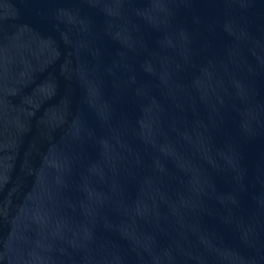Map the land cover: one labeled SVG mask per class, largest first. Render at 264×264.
Returning a JSON list of instances; mask_svg holds the SVG:
<instances>
[{"label": "water", "instance_id": "obj_1", "mask_svg": "<svg viewBox=\"0 0 264 264\" xmlns=\"http://www.w3.org/2000/svg\"><path fill=\"white\" fill-rule=\"evenodd\" d=\"M0 264H264V0H0Z\"/></svg>", "mask_w": 264, "mask_h": 264}]
</instances>
